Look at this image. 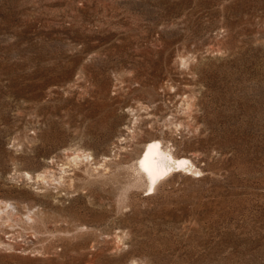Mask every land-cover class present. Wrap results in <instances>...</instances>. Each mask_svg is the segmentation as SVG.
I'll use <instances>...</instances> for the list:
<instances>
[{
    "label": "rangeland",
    "instance_id": "374dc122",
    "mask_svg": "<svg viewBox=\"0 0 264 264\" xmlns=\"http://www.w3.org/2000/svg\"><path fill=\"white\" fill-rule=\"evenodd\" d=\"M0 264H264V0H0Z\"/></svg>",
    "mask_w": 264,
    "mask_h": 264
},
{
    "label": "bare ground",
    "instance_id": "6f19581e",
    "mask_svg": "<svg viewBox=\"0 0 264 264\" xmlns=\"http://www.w3.org/2000/svg\"><path fill=\"white\" fill-rule=\"evenodd\" d=\"M160 141L161 140L156 137L149 139L137 162L138 169L143 173V176L145 175L146 177L148 191L150 190L149 194L155 193L159 183L167 176H170L174 172H182L183 170L191 171L194 165L192 164L193 162L187 158L176 157L170 152L171 150L167 152L161 149ZM196 170L197 169H195L194 172H196ZM9 207V205H5L6 209ZM2 211L5 212L4 209Z\"/></svg>",
    "mask_w": 264,
    "mask_h": 264
}]
</instances>
